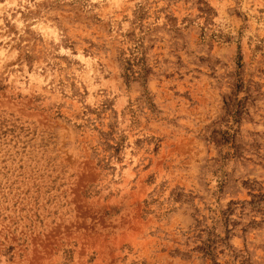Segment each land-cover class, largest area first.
I'll list each match as a JSON object with an SVG mask.
<instances>
[{
	"label": "rangeland",
	"instance_id": "374dc122",
	"mask_svg": "<svg viewBox=\"0 0 264 264\" xmlns=\"http://www.w3.org/2000/svg\"><path fill=\"white\" fill-rule=\"evenodd\" d=\"M0 264H264V0H0Z\"/></svg>",
	"mask_w": 264,
	"mask_h": 264
}]
</instances>
